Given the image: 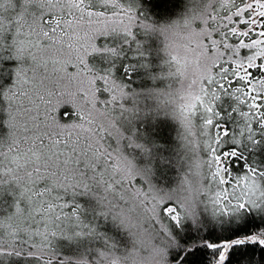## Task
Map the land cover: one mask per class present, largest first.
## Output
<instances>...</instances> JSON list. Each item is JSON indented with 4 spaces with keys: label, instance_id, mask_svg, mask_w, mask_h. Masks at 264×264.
Returning a JSON list of instances; mask_svg holds the SVG:
<instances>
[{
    "label": "snow or ice",
    "instance_id": "1",
    "mask_svg": "<svg viewBox=\"0 0 264 264\" xmlns=\"http://www.w3.org/2000/svg\"><path fill=\"white\" fill-rule=\"evenodd\" d=\"M0 264H264V0H0Z\"/></svg>",
    "mask_w": 264,
    "mask_h": 264
},
{
    "label": "trees",
    "instance_id": "2",
    "mask_svg": "<svg viewBox=\"0 0 264 264\" xmlns=\"http://www.w3.org/2000/svg\"><path fill=\"white\" fill-rule=\"evenodd\" d=\"M183 0H177V9L179 8L180 4H182Z\"/></svg>",
    "mask_w": 264,
    "mask_h": 264
}]
</instances>
